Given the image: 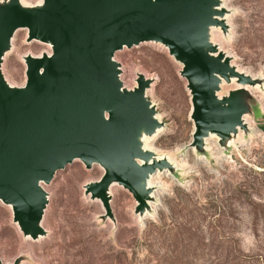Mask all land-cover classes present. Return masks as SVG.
Listing matches in <instances>:
<instances>
[{"label":"water","instance_id":"1","mask_svg":"<svg viewBox=\"0 0 264 264\" xmlns=\"http://www.w3.org/2000/svg\"><path fill=\"white\" fill-rule=\"evenodd\" d=\"M225 12L220 0H0V65L18 27L26 28V40L50 48L22 54L21 84L7 82L0 68V201L23 236L45 233L42 183L75 158L85 167H102L83 193L98 199L101 216L111 219V182L130 192L133 212L142 214L152 199L150 174L174 171L167 157L144 145L143 137L162 122L144 93L150 77L136 72L131 87L122 84L113 57L122 46L158 41L181 63L192 120L189 145L196 151L204 150L211 133L224 147L238 129L247 130L243 116L255 102L248 87L261 78L236 68L210 40L211 27L226 31ZM222 81L237 85L219 95Z\"/></svg>","mask_w":264,"mask_h":264},{"label":"rangeland","instance_id":"2","mask_svg":"<svg viewBox=\"0 0 264 264\" xmlns=\"http://www.w3.org/2000/svg\"><path fill=\"white\" fill-rule=\"evenodd\" d=\"M220 2L226 31L211 27L210 40L236 68L261 78L247 86L255 99L243 116L247 130L238 129L224 147L211 133L204 150L196 151L189 145L192 120L181 63L158 41L122 46L113 53L122 84L133 85L136 72L150 77L144 93L162 122L144 145L167 157L174 171L150 174L152 199L142 214L133 212L130 192L111 182V219L101 216L98 199L83 193V184L97 179L102 167L73 159L42 183L47 201L39 237L23 236L0 201V261L21 255L19 264H264V0ZM25 35V27L15 29L1 61L10 84L24 80L22 54L50 51ZM236 85L222 81L217 93Z\"/></svg>","mask_w":264,"mask_h":264},{"label":"bare ground","instance_id":"3","mask_svg":"<svg viewBox=\"0 0 264 264\" xmlns=\"http://www.w3.org/2000/svg\"><path fill=\"white\" fill-rule=\"evenodd\" d=\"M11 43H12V42H11ZM146 137H149V136H144V137H143V140H144ZM154 150H155V149H154ZM168 158H169V157H168ZM168 160H169V159H168ZM148 181H149V180H148ZM115 184H116V183H115ZM109 188H110V187H109Z\"/></svg>","mask_w":264,"mask_h":264},{"label":"built area","instance_id":"4","mask_svg":"<svg viewBox=\"0 0 264 264\" xmlns=\"http://www.w3.org/2000/svg\"><path fill=\"white\" fill-rule=\"evenodd\" d=\"M132 85H130V86H126V87H131Z\"/></svg>","mask_w":264,"mask_h":264}]
</instances>
